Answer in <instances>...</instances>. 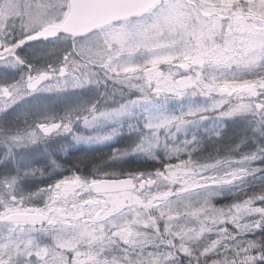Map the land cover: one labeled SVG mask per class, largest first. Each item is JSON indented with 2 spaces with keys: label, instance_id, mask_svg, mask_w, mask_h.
I'll return each instance as SVG.
<instances>
[{
  "label": "snow or ice",
  "instance_id": "1",
  "mask_svg": "<svg viewBox=\"0 0 264 264\" xmlns=\"http://www.w3.org/2000/svg\"><path fill=\"white\" fill-rule=\"evenodd\" d=\"M0 264H264V0H0Z\"/></svg>",
  "mask_w": 264,
  "mask_h": 264
},
{
  "label": "trees",
  "instance_id": "2",
  "mask_svg": "<svg viewBox=\"0 0 264 264\" xmlns=\"http://www.w3.org/2000/svg\"><path fill=\"white\" fill-rule=\"evenodd\" d=\"M55 107L57 111H59L60 108L63 107V103H60L59 106ZM70 153V155L64 157L67 161H70L69 167H71V164L82 162L80 163L82 172L88 165H90V163L98 160L102 156L100 151L89 149L86 146H78L77 148L71 149Z\"/></svg>",
  "mask_w": 264,
  "mask_h": 264
},
{
  "label": "rangeland",
  "instance_id": "3",
  "mask_svg": "<svg viewBox=\"0 0 264 264\" xmlns=\"http://www.w3.org/2000/svg\"><path fill=\"white\" fill-rule=\"evenodd\" d=\"M60 103H63V102H56L55 103V106H59ZM67 157V156H66ZM65 159V158H64Z\"/></svg>",
  "mask_w": 264,
  "mask_h": 264
}]
</instances>
